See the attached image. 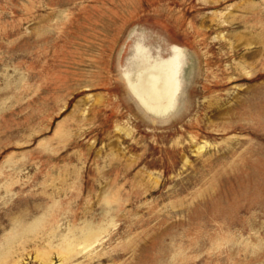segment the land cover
I'll return each mask as SVG.
<instances>
[{
  "label": "rangeland",
  "instance_id": "374dc122",
  "mask_svg": "<svg viewBox=\"0 0 264 264\" xmlns=\"http://www.w3.org/2000/svg\"><path fill=\"white\" fill-rule=\"evenodd\" d=\"M48 260L264 264V0H0V264Z\"/></svg>",
  "mask_w": 264,
  "mask_h": 264
},
{
  "label": "bare ground",
  "instance_id": "6f19581e",
  "mask_svg": "<svg viewBox=\"0 0 264 264\" xmlns=\"http://www.w3.org/2000/svg\"><path fill=\"white\" fill-rule=\"evenodd\" d=\"M175 90V83L173 78L170 76L168 67L160 63L148 64L143 67L138 73L136 81L132 84L133 93L137 96L139 101L146 109L153 112H160L162 110L168 109L170 107ZM87 238L90 237H86V239ZM92 239L94 240V238ZM86 241L89 242L88 239ZM69 248H71L72 252H74L72 243L69 245ZM72 252H65V257L62 259L63 263L71 259V257H67L66 255L69 256V254H72ZM46 255L48 257V254ZM50 261L46 264H50Z\"/></svg>",
  "mask_w": 264,
  "mask_h": 264
}]
</instances>
